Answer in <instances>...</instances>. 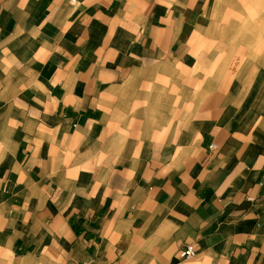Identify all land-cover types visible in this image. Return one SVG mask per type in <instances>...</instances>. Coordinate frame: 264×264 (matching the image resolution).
I'll return each instance as SVG.
<instances>
[{"label": "crops", "instance_id": "obj_1", "mask_svg": "<svg viewBox=\"0 0 264 264\" xmlns=\"http://www.w3.org/2000/svg\"><path fill=\"white\" fill-rule=\"evenodd\" d=\"M0 264H264V0H0Z\"/></svg>", "mask_w": 264, "mask_h": 264}, {"label": "built area", "instance_id": "obj_2", "mask_svg": "<svg viewBox=\"0 0 264 264\" xmlns=\"http://www.w3.org/2000/svg\"><path fill=\"white\" fill-rule=\"evenodd\" d=\"M71 2L73 3V4H75L76 3V0H71ZM210 150H215V149H217V147H216V145L215 144H211L210 145ZM194 249H193V247L192 246H188L187 247V249L185 250V257L187 258V259H192L193 257H194Z\"/></svg>", "mask_w": 264, "mask_h": 264}]
</instances>
